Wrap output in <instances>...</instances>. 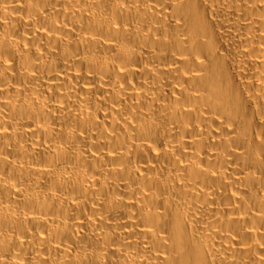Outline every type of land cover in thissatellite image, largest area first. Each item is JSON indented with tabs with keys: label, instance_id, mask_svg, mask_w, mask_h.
<instances>
[{
	"label": "bare ground",
	"instance_id": "1",
	"mask_svg": "<svg viewBox=\"0 0 264 264\" xmlns=\"http://www.w3.org/2000/svg\"><path fill=\"white\" fill-rule=\"evenodd\" d=\"M0 264H264V0H0Z\"/></svg>",
	"mask_w": 264,
	"mask_h": 264
}]
</instances>
